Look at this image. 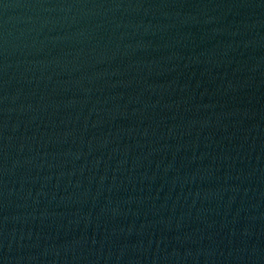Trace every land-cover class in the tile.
I'll return each instance as SVG.
<instances>
[{
    "label": "water",
    "instance_id": "95a60500",
    "mask_svg": "<svg viewBox=\"0 0 264 264\" xmlns=\"http://www.w3.org/2000/svg\"><path fill=\"white\" fill-rule=\"evenodd\" d=\"M0 264H264V0H0Z\"/></svg>",
    "mask_w": 264,
    "mask_h": 264
}]
</instances>
